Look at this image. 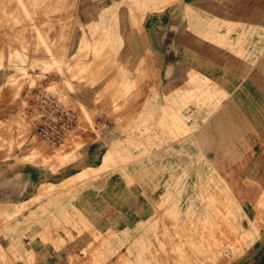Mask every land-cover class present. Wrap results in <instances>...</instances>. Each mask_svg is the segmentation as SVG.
<instances>
[{
	"label": "rangeland",
	"instance_id": "rangeland-1",
	"mask_svg": "<svg viewBox=\"0 0 264 264\" xmlns=\"http://www.w3.org/2000/svg\"><path fill=\"white\" fill-rule=\"evenodd\" d=\"M239 2L0 0V264H242L264 227V0ZM53 103L60 145L32 113Z\"/></svg>",
	"mask_w": 264,
	"mask_h": 264
},
{
	"label": "built area",
	"instance_id": "built-area-1",
	"mask_svg": "<svg viewBox=\"0 0 264 264\" xmlns=\"http://www.w3.org/2000/svg\"><path fill=\"white\" fill-rule=\"evenodd\" d=\"M41 97L45 99V101L43 100L42 102H46L50 99L49 96L44 94H41ZM32 113L40 120L37 133L42 139L53 145H60L66 140L74 123L71 113L55 103L48 109L44 106V108H40L38 112L34 111Z\"/></svg>",
	"mask_w": 264,
	"mask_h": 264
},
{
	"label": "crops",
	"instance_id": "crops-1",
	"mask_svg": "<svg viewBox=\"0 0 264 264\" xmlns=\"http://www.w3.org/2000/svg\"><path fill=\"white\" fill-rule=\"evenodd\" d=\"M239 6L242 8V0H240ZM239 14H242V9H239ZM152 24H155L156 21H150ZM149 22V23H150ZM147 29V33H148ZM183 37V35H181ZM189 73V72H188ZM184 75L181 74L177 79L179 80H187L188 74L185 79H183ZM242 264H264V227L261 229L260 233L256 236L254 243L250 246V248L246 251L245 256L242 258Z\"/></svg>",
	"mask_w": 264,
	"mask_h": 264
},
{
	"label": "bare ground",
	"instance_id": "bare-ground-1",
	"mask_svg": "<svg viewBox=\"0 0 264 264\" xmlns=\"http://www.w3.org/2000/svg\"><path fill=\"white\" fill-rule=\"evenodd\" d=\"M5 3H6V1H5ZM200 5V4H199ZM37 149V148H36ZM50 156V155H49Z\"/></svg>",
	"mask_w": 264,
	"mask_h": 264
}]
</instances>
